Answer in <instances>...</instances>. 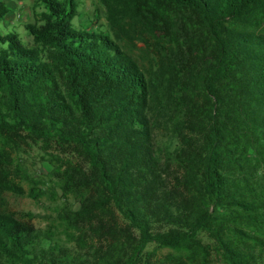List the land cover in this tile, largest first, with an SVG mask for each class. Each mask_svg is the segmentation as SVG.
<instances>
[{
  "label": "trees",
  "instance_id": "trees-1",
  "mask_svg": "<svg viewBox=\"0 0 264 264\" xmlns=\"http://www.w3.org/2000/svg\"><path fill=\"white\" fill-rule=\"evenodd\" d=\"M37 1L32 46L0 33V137L71 156L57 219L77 246L0 212V262L150 264L154 247L260 264L264 0H102L114 34L154 41L147 70L116 36L74 28L75 0ZM10 12L0 1V23Z\"/></svg>",
  "mask_w": 264,
  "mask_h": 264
},
{
  "label": "rangeland",
  "instance_id": "rangeland-1",
  "mask_svg": "<svg viewBox=\"0 0 264 264\" xmlns=\"http://www.w3.org/2000/svg\"><path fill=\"white\" fill-rule=\"evenodd\" d=\"M10 9L9 17L0 23V33L16 34L24 45L32 46L33 39L26 31L27 24H42L40 14L45 7L37 0H2ZM77 16L72 21L74 28L86 32H106L117 41L143 70L151 69L154 62V41L146 36H135V33H113L107 18L108 12L102 0H75ZM264 34V24L255 29ZM147 40L149 43L144 42ZM149 45V46H148ZM0 155L10 169L5 180L0 176V212L13 214L17 218L26 219L31 215L33 223L40 229L54 228L57 237L77 246L74 235L66 232L57 219V212L64 202L73 203L70 194L65 196L56 185L55 171H63L62 161L71 157L54 143L44 144L27 134L17 137L3 135L0 137ZM73 162H76L74 160ZM62 169L58 170L57 168ZM6 185L17 187L23 192H14ZM77 235V232L75 236ZM150 264H200V255L188 251L178 252L171 249L150 248ZM263 257H264V250ZM0 264H9L2 260ZM209 264H225L221 256L213 252ZM264 264V260L260 262Z\"/></svg>",
  "mask_w": 264,
  "mask_h": 264
},
{
  "label": "crops",
  "instance_id": "crops-1",
  "mask_svg": "<svg viewBox=\"0 0 264 264\" xmlns=\"http://www.w3.org/2000/svg\"><path fill=\"white\" fill-rule=\"evenodd\" d=\"M0 1H2V0H0ZM3 2H4V1H3ZM20 3L22 4V2H20ZM8 17H9V16H8ZM8 17H7V18H8ZM7 18H6V19H7Z\"/></svg>",
  "mask_w": 264,
  "mask_h": 264
},
{
  "label": "built area",
  "instance_id": "built-area-1",
  "mask_svg": "<svg viewBox=\"0 0 264 264\" xmlns=\"http://www.w3.org/2000/svg\"><path fill=\"white\" fill-rule=\"evenodd\" d=\"M20 1V0H19ZM21 2V1H20Z\"/></svg>",
  "mask_w": 264,
  "mask_h": 264
}]
</instances>
